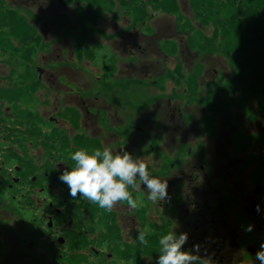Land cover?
<instances>
[{
  "label": "rangeland",
  "instance_id": "rangeland-1",
  "mask_svg": "<svg viewBox=\"0 0 264 264\" xmlns=\"http://www.w3.org/2000/svg\"><path fill=\"white\" fill-rule=\"evenodd\" d=\"M146 1L31 0L25 4L22 0L24 4L12 5L15 0H0L1 180L9 173L18 176L26 163L31 164L28 171L43 168L56 150L55 146L45 148L38 134L18 124L27 125L29 118L35 122V130L48 132L50 126L70 142L88 146L90 141L93 147V140L104 139L103 131L94 134L90 128L96 119L104 123L105 101L117 114L128 113V120L131 115H141L142 122L138 124L144 128V148L153 143L154 152L163 162H174L186 154L187 138L182 128L176 126L174 135L165 137L166 147L171 150L166 153L160 149L162 130L153 133L149 126L158 124L155 113L160 104L164 111L159 119L164 115L162 122H170V117L165 116L170 112L168 99L171 106L189 105L187 110H181V121L196 119L202 134H211L214 125L220 123L219 115L225 112L226 124L248 129L243 124L249 122L244 111L228 108L214 115L204 113L198 105L202 97L209 101L214 98L208 94L212 89L220 94V80L232 77L224 55L211 52L200 33L187 22V17L191 18L189 0H177L180 14L178 10L177 14L162 12L155 0ZM142 10L146 11L144 18L138 15ZM31 72L38 75L36 80ZM197 85L202 92L196 94ZM256 104L252 102L254 107ZM203 107L209 110L206 105ZM86 111L95 117L88 120ZM178 116L177 110L175 119L179 122ZM208 117H213V121L208 122ZM258 134L251 135V139L264 147V137ZM246 135L247 132L240 131L231 136L237 144H243ZM196 142L198 139L191 146ZM38 173L39 170L35 171ZM162 180L168 182L167 178ZM3 188L0 207L8 203L21 215L0 209V238L12 248L8 255L25 260L31 256L26 247L32 246L25 233L36 227L32 223L33 212L22 195L14 197L13 190L4 185ZM148 208L149 217L155 218L154 207ZM35 217L39 219L38 214ZM33 247L36 253L46 250Z\"/></svg>",
  "mask_w": 264,
  "mask_h": 264
},
{
  "label": "flooded vegetation",
  "instance_id": "flooded-vegetation-1",
  "mask_svg": "<svg viewBox=\"0 0 264 264\" xmlns=\"http://www.w3.org/2000/svg\"><path fill=\"white\" fill-rule=\"evenodd\" d=\"M12 103L16 104L15 101ZM166 103L170 112H166L165 116L170 117L168 119L170 122L167 124L162 122L164 115L162 120L159 119L160 113L164 111L160 104L155 113L158 124L149 126L153 133H159L162 130L163 139L160 140V149L166 153L171 150L166 147L165 137L173 136L176 126L183 129L187 138L186 154L174 162L160 161L158 154L154 152L153 143H149L145 150L144 128L138 124L142 122L140 114L131 115L128 120V113L122 111L117 114V111L112 110L109 102L105 101L103 103L105 113L102 115V118L106 116L104 123L101 124L96 119L91 128L89 127L94 134H98V130L105 133L104 139L93 140L92 151L103 150V142L114 150L126 149L133 158L144 157L148 170L153 176L168 179V197L163 202L153 203L147 199L144 192L145 186L142 185L141 190L132 191L133 198L137 200L135 209L128 207L126 202L117 205L111 212L103 209L105 231L111 226L117 230L115 238L107 240L106 243L109 241L119 243L121 254L118 261L114 260L113 252L106 246H98L97 209L100 207L90 203L92 219L89 233L90 251L87 252L88 263L155 264L158 259L157 253L144 255L143 252L134 250L139 234L137 229L143 231L144 227L139 211L146 203L148 217L151 210L148 207L152 206L156 216L151 219L159 220L160 217H164L169 222L168 233L175 231L177 235L187 234L188 239L183 246L184 250L193 249V246L198 244L199 255L202 258L206 255L211 256L216 264H253L260 243L264 242V170L257 173L259 168L257 158L264 157L262 155L264 148L261 145L248 144L245 149H242L244 145L237 144L231 135L234 132L244 131L248 135L262 132L264 136V125L261 129L260 127L257 129V125L248 122L243 123L247 126V130L240 126L231 127L226 124L227 114L225 113L223 114L225 117L222 114L219 115L220 123L214 125L215 128L211 134H202L196 119H192L193 122L181 121L180 112L187 110L189 105L171 106L169 99ZM177 110L179 122L175 119ZM86 112L88 115L85 116L89 117L88 120L95 117L94 113ZM99 115L100 113L96 117ZM197 139L198 142L191 146ZM57 164L61 165L60 162ZM41 175L42 178L35 186L17 184L10 191L13 190L15 196L33 194L37 201H43L42 204H44L47 193L45 191L51 184L48 182L47 172L42 171ZM15 178L16 176L10 175V179ZM29 178L36 181V176L33 174ZM8 186L12 187L11 184ZM62 186L66 187L63 184ZM63 187L59 188L60 194L64 191ZM56 193L58 194L57 191ZM62 201H65V198H62ZM257 205L260 208L259 212L256 210ZM61 211L62 209L58 207L57 212ZM249 225L252 226V230L246 231ZM60 233L61 230H58L56 237L52 239L54 245L62 243L58 239L61 236ZM255 264L260 262L255 261Z\"/></svg>",
  "mask_w": 264,
  "mask_h": 264
},
{
  "label": "trees",
  "instance_id": "trees-1",
  "mask_svg": "<svg viewBox=\"0 0 264 264\" xmlns=\"http://www.w3.org/2000/svg\"><path fill=\"white\" fill-rule=\"evenodd\" d=\"M35 1L37 2V0ZM147 1L150 3L153 0ZM155 1L160 11L172 14L178 10L180 14L177 0ZM18 4L24 3L22 0H18ZM188 6L191 9V18L187 17V22H190V26L200 33L204 41L203 44L210 47L211 52L219 51L224 55L230 66L232 77L231 80L226 78L220 80L222 85H219L217 89L220 94H216L215 90L212 89L208 94L214 98L209 101L206 97H202L198 105L205 111L204 113L211 112L214 115L224 112L228 108L239 109L245 112L247 121L256 124L261 129L264 125V0H189ZM138 15L144 18L146 11L142 10ZM31 75L36 80L37 76L33 72ZM200 92L202 89L198 91L197 85L196 94ZM253 101H256V107L252 105ZM202 105H206L209 110H206ZM207 121L212 122L213 117H208ZM26 122L27 125L18 124L19 127L24 125L29 132L41 137L45 148L55 146L56 150L51 156L46 154L48 158L43 168H32L28 171L31 164L26 163V166L19 171L18 177L20 176V178L17 182L11 180L10 177L7 179V175L5 180L0 179V192L4 189L3 185L8 189L14 188L17 184L35 186L42 178V171L47 172L48 182L51 185L45 191L47 193L44 204H42L43 201H37L33 194L23 196L27 207L33 212L32 223L36 224V227L28 229L25 235L33 242V245L46 250L36 253L34 249H31V246H28L31 256L25 260L15 258L8 255L12 248L10 249L9 244L0 238V264H19L20 262H23L22 264H89L87 257L90 251L89 244H91L89 233L91 232L90 223L92 219L90 202L79 195L73 199L69 194L68 186L59 180V175L66 167L70 170V167L74 165V161L71 160V154L74 151L86 149L91 153L93 149L91 142L89 141L88 146L77 145L64 138V135H60L55 128L51 129L49 126V131L51 130L52 133L49 135V131L43 133L42 129L35 130L36 125L32 119L26 118ZM65 134L69 136L67 133ZM260 134L264 137L262 132ZM258 135L255 134L254 136L257 137ZM74 137L76 138L77 135ZM244 138L245 142L242 149H245L248 144H255L251 135L247 134ZM262 155L264 156V153ZM257 161L259 166L257 173H260L264 170V157L257 158ZM58 162L61 165L57 164ZM37 170H39L38 175L35 174ZM31 174L36 176V181L30 180ZM6 182H8L7 184L11 183L12 187L10 188L7 184L5 186ZM62 184L66 187H63ZM60 187L64 188L61 194L59 193ZM62 198H65V201H62ZM0 200H2L1 197ZM58 207L62 209L60 213L57 212ZM4 208L13 211L16 215H21L18 210L17 212L14 211L16 209L14 206L11 207L8 203H4L0 207L3 210ZM146 211L147 207L144 206L139 213L148 243L143 245L137 240L134 250L143 252L144 255H154L155 253L159 255L158 242L163 235L168 233L169 222L164 217H160L159 220L151 219L147 216ZM36 212L39 219L35 217ZM104 214L105 211L102 208L97 209V215H99L97 243L98 246H106L111 250L114 260L118 261L121 254L119 243L117 241L106 243L107 240L115 238L117 230L111 226L105 231ZM49 219L52 222L51 225L47 223ZM0 229L3 230L1 224ZM58 230H61L60 238L62 240L60 242L62 243L54 245L52 239L56 237ZM8 231L11 229H6V232ZM13 232L15 235L16 229ZM37 238L40 239V242ZM39 243H42L44 248ZM110 243H112L111 246H109ZM49 261L51 262L49 263Z\"/></svg>",
  "mask_w": 264,
  "mask_h": 264
},
{
  "label": "clouds",
  "instance_id": "clouds-1",
  "mask_svg": "<svg viewBox=\"0 0 264 264\" xmlns=\"http://www.w3.org/2000/svg\"><path fill=\"white\" fill-rule=\"evenodd\" d=\"M71 160L74 165L70 170L66 167L60 173L59 180L68 186L73 199L79 195L111 212L124 202L135 209L137 200L133 198L132 191L141 190L142 185L145 186L147 199L153 203L163 202L168 197L167 181L149 172L144 157L133 158L124 148L114 150L105 145L103 150L95 149L91 153L79 149L71 154ZM256 210L260 211L259 205ZM245 230L251 231L252 226L249 225ZM137 231L139 243L147 245L146 233L139 228ZM187 239L186 233L177 235L175 231L163 235L158 242L159 255L155 264H216L211 256L202 258L199 255L198 244L193 249L184 250ZM255 261L264 264V242L260 243L253 264Z\"/></svg>",
  "mask_w": 264,
  "mask_h": 264
}]
</instances>
